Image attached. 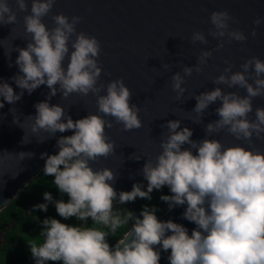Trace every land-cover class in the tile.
I'll use <instances>...</instances> for the list:
<instances>
[{"label": "clouds", "instance_id": "9594fccd", "mask_svg": "<svg viewBox=\"0 0 264 264\" xmlns=\"http://www.w3.org/2000/svg\"><path fill=\"white\" fill-rule=\"evenodd\" d=\"M55 3L56 0H0V25H16L17 13H25L24 32L30 36L26 47L16 49L19 74L11 77L21 92L0 82V108L4 102L15 104L25 90L31 94L46 85L47 97L34 105L36 114L26 117L27 125L16 119L13 122L25 133L43 131L50 134L48 138L57 132L73 133L57 139V154H42L46 156L44 175L54 177L55 188L67 195V202L54 200L51 193L45 192L46 203L35 207L47 211L48 203H52L63 220L75 218L80 223L74 226L45 218L39 233L42 241L29 244L35 264H159L161 249L170 250L169 264H264V151L255 145V141H264V107L254 109L252 104L253 99L264 98V60L251 56L237 71L225 61L223 71L211 79L217 87L191 96L196 101L191 111L196 113L197 119L192 121L196 124L202 123L211 104L220 102L215 109L218 119L204 126L205 138L191 139L192 130L182 128L180 120L161 125L166 128V134L161 133V151L154 160L147 158L142 167L147 190L134 183L131 191L118 193L112 186L117 173L108 167L93 169L91 163L108 158L115 150L105 129L120 125L122 131H131L143 126L140 108L130 103L133 92L123 78L106 84L100 80L101 42L94 35L77 31L82 16L51 14ZM45 17L51 19V28L43 22ZM208 22L212 27L207 36L218 42L214 49L200 52L195 66L183 65V75L178 71L170 77L177 100L187 91L183 86L185 78L194 71L202 72L214 51L224 48L225 43L248 39L243 31L231 26L239 21L227 10L212 11ZM262 23L264 16L257 15L249 35L255 37ZM190 42L206 45L208 39L203 31H193ZM218 85L243 89L245 94L224 91ZM57 92L65 99L72 94L91 93L96 98V114L73 121L63 107L48 103ZM253 112L254 119H249ZM221 132L241 143L224 145L215 138ZM31 155L21 152L16 157L22 160ZM165 186L171 195L160 199L170 209L185 206L182 218L195 225L191 234L171 219L158 220L154 207L144 206L142 218L114 207L136 198L150 200L154 189ZM89 219L92 226H87ZM129 221L133 222L130 228ZM121 229L126 230L114 249L110 248L106 238L117 236Z\"/></svg>", "mask_w": 264, "mask_h": 264}, {"label": "water", "instance_id": "95a60500", "mask_svg": "<svg viewBox=\"0 0 264 264\" xmlns=\"http://www.w3.org/2000/svg\"><path fill=\"white\" fill-rule=\"evenodd\" d=\"M214 10H227L236 17L239 22L231 26L243 31L248 39L243 43H225L224 48L214 51L207 64L202 66V72L194 71L185 78L183 86L187 91L177 100L171 89L170 77L181 71L183 65L195 66L200 52L214 49L218 42L207 36L208 29L212 27L208 22L209 14ZM61 12L69 17H83L77 31L94 35L101 42L100 80L106 84L109 80L123 78L133 92L130 103L140 108L139 118L143 126L131 131H122L120 125L105 129L115 144V150L108 158L101 157L91 163L93 169L108 167L117 173L112 186L118 193L131 191L134 183L141 184L142 190L147 189L142 167L147 158L154 160L161 151V133L166 134V128L161 125L169 120H180L182 128L192 130L191 139L199 141L205 138L204 126L218 119L215 109L220 102L211 104L202 117V123L196 124L192 122L197 119L196 113L191 112L196 101L191 96L217 87L211 79L223 71L225 61L233 65V71H237L240 70L239 65L251 56L264 60V23L257 28L255 37L249 35L253 19L257 15L264 16V0H56L51 14ZM23 15L25 13H17L16 25H0V82H7L16 93L21 92L11 79L19 74L15 64L19 54L16 49L26 47L30 39L24 32ZM43 22L49 28L53 26L49 17L43 18ZM193 31H203L208 44L191 43ZM218 86L224 91L245 94L243 89ZM48 92L46 85H41L31 94L25 90L15 104L4 102V107L0 108V210L44 169L46 156L42 154H57V139L73 134L72 131L57 132L48 138L50 134L43 131L33 134L26 130L25 133L18 123L13 122L16 119L27 125L26 117L36 114L34 105L45 101ZM0 101H3L2 97ZM48 103L63 107L73 121L97 112L96 98L91 93L88 96L72 94L65 99L57 92ZM252 104L254 109L264 107V98L257 97ZM249 119H254V112L249 114ZM24 136L25 143L22 142ZM215 138L226 146L241 143L224 132ZM40 139L44 141L38 142ZM255 145L264 151V141H255ZM21 152L32 155L19 160L16 156ZM136 156L141 158L135 160ZM184 207L169 208L157 218L182 224L191 234L195 225L182 218ZM169 254L170 250L165 252L161 249L159 264H169ZM12 264H35V260ZM45 264L52 263L45 261Z\"/></svg>", "mask_w": 264, "mask_h": 264}, {"label": "trees", "instance_id": "16d2710c", "mask_svg": "<svg viewBox=\"0 0 264 264\" xmlns=\"http://www.w3.org/2000/svg\"><path fill=\"white\" fill-rule=\"evenodd\" d=\"M54 177L45 176L43 169L38 175L30 179L24 186L22 192L15 196L11 202L0 210V264H12L20 261H34L30 243L34 240L42 241L39 233L42 228V221L51 217L60 220L62 223L78 225L80 222L75 218L63 220L56 213L52 203H48L47 211H41L36 205L46 203L43 194L51 193L54 200H64L67 202V195L59 193L53 184ZM162 195H171L169 189L165 186L161 191H153L150 193L151 199L136 198L133 202L125 203L115 209L123 211L127 209L132 211L137 218L144 206L156 209L155 215L162 216L169 208L168 204L160 199ZM87 226H92L91 220L87 221ZM132 221H129L128 228L131 227ZM126 229L118 231L117 236H109L106 238L109 246L116 244L119 236ZM52 264H62L60 261H50Z\"/></svg>", "mask_w": 264, "mask_h": 264}, {"label": "rangeland", "instance_id": "374dc122", "mask_svg": "<svg viewBox=\"0 0 264 264\" xmlns=\"http://www.w3.org/2000/svg\"><path fill=\"white\" fill-rule=\"evenodd\" d=\"M146 190H147V189H146ZM146 190H145V191H146ZM161 190H162V188H161L160 190H157V191H161ZM153 191H155V189H154ZM153 191H152V192H153ZM118 206H119L118 203L114 205V207H116V208H117ZM168 209H169V208H168Z\"/></svg>", "mask_w": 264, "mask_h": 264}]
</instances>
